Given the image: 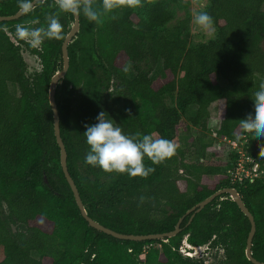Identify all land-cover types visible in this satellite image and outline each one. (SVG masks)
Wrapping results in <instances>:
<instances>
[{
	"label": "trees",
	"instance_id": "16d2710c",
	"mask_svg": "<svg viewBox=\"0 0 264 264\" xmlns=\"http://www.w3.org/2000/svg\"><path fill=\"white\" fill-rule=\"evenodd\" d=\"M263 4L210 0L205 10L217 34L196 44L191 42V17L168 26L174 10L166 0L117 10L118 18L105 19L103 25L80 14L56 102L68 168L92 218L126 234L167 232L203 199L236 187L256 220L253 255L264 262V172L254 182L232 184L237 149L228 145L229 160L220 164L209 157L219 151L213 140L191 136L197 158L188 160L180 134L191 127L208 131L210 106L221 102L222 118L214 134L240 146L243 142L246 155L264 171V140L239 125L253 112L251 95L264 74ZM20 5L21 0H0V15L14 14ZM49 14L59 15L65 39L75 18L59 13L54 0L38 2L17 20L0 22V264H254L246 256L250 220L228 193L192 219L186 215L181 232L167 239L123 240L89 225L61 166L49 101L51 79L63 68L64 39H46L34 48L16 35V25L45 26ZM23 45L40 57V71L28 74ZM128 62L132 76L122 71ZM10 83L20 94L11 92ZM101 111L125 134L173 140L179 145L176 155L160 165L145 158V165L155 168L147 179L108 174L86 164L85 125L96 123ZM185 239L206 246V252L182 253ZM156 242L162 248L145 249Z\"/></svg>",
	"mask_w": 264,
	"mask_h": 264
},
{
	"label": "clouds",
	"instance_id": "9594fccd",
	"mask_svg": "<svg viewBox=\"0 0 264 264\" xmlns=\"http://www.w3.org/2000/svg\"><path fill=\"white\" fill-rule=\"evenodd\" d=\"M45 2L46 0H39L41 4ZM157 3L158 0H101L97 5V0H54L59 13H70L74 16L82 13L88 21L96 25H103L105 19L116 20L117 10L138 9L154 6ZM20 6L25 12H30L33 10V0H21ZM45 21V26L40 27L16 25L17 37L34 48L39 47L46 39L63 40L64 27L59 15L49 14L45 17ZM194 23L202 31L208 32L213 28L214 21L202 6L201 10L194 14ZM130 70V64H126L122 69L124 73ZM251 97L254 101L253 112L239 120V125L244 133H251V137L264 140V81L259 84ZM107 117L108 114L101 111L96 117V123L85 125L86 131L83 134L89 146L85 156L86 164L100 168L108 174H127L131 178L147 179L155 168L146 166L145 158L153 165H160L176 155L179 145L173 140L152 134L142 135L139 132L132 135L125 134L121 127ZM262 148L264 144L261 145ZM261 149L260 156H264V151ZM187 243L190 244L188 241ZM192 250L194 251V248ZM195 255L197 254L190 256Z\"/></svg>",
	"mask_w": 264,
	"mask_h": 264
},
{
	"label": "water",
	"instance_id": "95a60500",
	"mask_svg": "<svg viewBox=\"0 0 264 264\" xmlns=\"http://www.w3.org/2000/svg\"><path fill=\"white\" fill-rule=\"evenodd\" d=\"M39 2V0H33V8L36 6V4ZM25 10L23 8L19 9L16 13L11 15H0V22L3 21H11V20H17L21 18L25 14ZM74 24L71 26L70 31L66 35L63 44H62V54H63V68L59 71H57L54 76L51 79L50 87H49V101L50 105L53 110V117H54V130H55V136L57 143L60 147L61 152V166L64 171L65 177L71 186V189L74 193V197L76 200V203L81 211L82 216L88 221L89 225L93 228H96L97 230H100L102 232H105L106 234L112 235L116 238L123 239V240H132V241H145V240H154V239H167L176 236L179 234L182 230L181 224L183 219L186 215L192 214L191 219L196 215L197 212H200L206 205L211 203L215 198L223 195V194H230V197L237 203L241 211L244 213L245 216L248 217L251 223V229L247 237V246H246V256L247 258L252 261L254 264H264V262L259 261L257 258L254 257L252 252L253 247V241L254 237L257 231V224L254 215L250 211V209L245 204L244 200L242 199V196L240 195L239 191L236 187H225L222 189L217 190L207 198L203 199L199 203H197L195 206L187 210L186 214L182 216L179 221L177 222L175 229L167 232H159V233H151V234H126L118 232L110 227H107L103 224H101L99 221L92 218L84 205V202L82 200V197L80 195V191L78 189V186L75 183V180L70 174L69 168H68V153L66 149V145L63 141L62 135H61V127H60V115L59 110L56 102V89L58 82L64 78L69 70L70 67V57H69V50L68 46L70 42L73 40V38L77 35V33L80 30V15L74 16ZM9 36L11 39L18 44V40L16 36H14L11 32L9 33Z\"/></svg>",
	"mask_w": 264,
	"mask_h": 264
},
{
	"label": "rangeland",
	"instance_id": "374dc122",
	"mask_svg": "<svg viewBox=\"0 0 264 264\" xmlns=\"http://www.w3.org/2000/svg\"><path fill=\"white\" fill-rule=\"evenodd\" d=\"M170 2L171 8L174 10V18L173 20L169 23L168 26H173L179 23L181 20L191 17V42L192 44L196 43H205L209 41L210 39L214 38L217 34V29L215 25L213 24V28L208 31H202L198 26L195 25L194 23V14L201 10L203 6V10H205V7L208 5L210 0H166ZM263 10H264V4H263ZM120 13L122 12V9L119 10ZM73 24H71L72 26ZM41 45L37 48H40ZM22 53L25 61L27 62V67H28V74H34L37 71H40L42 68L41 60L40 57L36 54H33L26 48L25 45H23L22 48ZM130 64L131 63H127ZM130 76H132V71L130 70ZM260 81H264V74L259 76ZM60 86V82L58 83ZM10 90L14 94H20V89L17 85H14L12 83L9 84ZM195 111V108L192 107L189 111V114H193ZM210 112H211V118H210V123L209 127L210 129L208 131H202L196 127H191L190 131L188 133L181 131L180 134L183 136L184 140L182 141V148L187 150V159L188 160H196V156L194 155V150L195 147L191 145L190 143V137L191 136H201L204 138V140L210 141L213 140L216 144V148L219 150L218 153L216 154L215 157H211V152H209V157L214 160V162H218L220 164H225L227 160H229V155L232 152L231 147L226 144L227 142L222 140L219 136L216 137L214 134V130H216L220 124L221 118H222V108H221V102H214L210 106ZM157 247V248H162V245L160 243H154L147 245L145 249H149L150 247ZM207 247L203 246L199 248V251H197V255H200L204 252H206ZM210 257V262L215 260V256L213 255H208Z\"/></svg>",
	"mask_w": 264,
	"mask_h": 264
},
{
	"label": "built area",
	"instance_id": "2783aa9c",
	"mask_svg": "<svg viewBox=\"0 0 264 264\" xmlns=\"http://www.w3.org/2000/svg\"><path fill=\"white\" fill-rule=\"evenodd\" d=\"M222 140L226 141L228 145H231L233 149H237L240 153V158L236 162L234 169L230 170V181L232 184L243 183L246 180L254 182L255 178L260 177L264 171L260 170L259 163L256 160L244 152L243 142L240 146L237 141L231 140L228 138H223ZM194 248V251L192 250ZM201 247H193L188 244L187 241L180 246V251L186 255H194L199 251Z\"/></svg>",
	"mask_w": 264,
	"mask_h": 264
},
{
	"label": "flooded vegetation",
	"instance_id": "af4514ba",
	"mask_svg": "<svg viewBox=\"0 0 264 264\" xmlns=\"http://www.w3.org/2000/svg\"><path fill=\"white\" fill-rule=\"evenodd\" d=\"M73 24H74V23H73ZM76 36H77V35H76ZM73 39H74V38H73ZM72 41H73V40H72ZM72 41H71V42H72ZM62 79H63V78H62ZM62 79L59 81V82H60V85H61V83H62ZM59 82H58V83H59ZM59 87H60V86L57 84V88H59ZM56 90H57V89H56Z\"/></svg>",
	"mask_w": 264,
	"mask_h": 264
}]
</instances>
